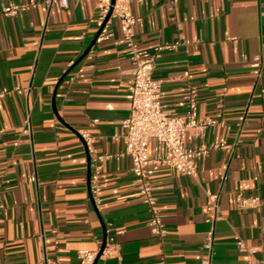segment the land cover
Returning <instances> with one entry per match:
<instances>
[{
	"label": "crops",
	"instance_id": "0c3cea01",
	"mask_svg": "<svg viewBox=\"0 0 264 264\" xmlns=\"http://www.w3.org/2000/svg\"><path fill=\"white\" fill-rule=\"evenodd\" d=\"M27 1L0 0V9ZM98 8V0L71 1L63 9L40 5L0 19V90H26L0 99V264H41L44 257L78 264L77 251L99 250L104 237L113 240L116 253L97 264H200L209 233L211 264H252L236 236L264 261V0L131 5L139 19L133 29L139 49L176 44L153 72L163 109L183 117L186 92L195 88L198 119L217 122L198 138L187 134L185 144L228 146L210 149L195 176L148 166L167 230L161 240L148 226L128 158L106 161L97 204L89 197L80 136L91 138L90 171L94 157L124 151L121 124L130 109L132 71L117 22L109 40L93 43L98 29L90 20ZM257 58L260 68L252 66ZM159 153L151 142L149 157ZM237 193L263 204L239 208Z\"/></svg>",
	"mask_w": 264,
	"mask_h": 264
},
{
	"label": "built area",
	"instance_id": "2783aa9c",
	"mask_svg": "<svg viewBox=\"0 0 264 264\" xmlns=\"http://www.w3.org/2000/svg\"><path fill=\"white\" fill-rule=\"evenodd\" d=\"M81 0H28L25 3H10L0 9V19L18 16L21 13L36 10L43 5L47 10L63 9L71 2ZM178 0H171L176 4ZM97 15L90 20L98 29L95 42L101 43L112 37L109 30L113 21L118 23L121 38L118 43L127 48V54L132 64L131 79L128 83L130 94V109L121 127L125 132V149L118 154L96 156L93 158L92 171L90 173V193L92 201L96 203V195L99 192L98 180L104 167V163L110 160L128 158L130 171L140 201L147 207L149 219L148 226L151 232L160 240L167 230L164 226L157 198L153 193L149 179L148 166L156 164L167 167L176 174L182 176H195L196 166L207 156L210 149H227L225 142H215L210 147L201 144L189 147L185 144L187 134L198 138L203 130L217 124L212 120H199L197 117V92L195 88H189L184 97L185 114L183 117L172 116L163 109L161 103V82L153 78L156 62L164 51L173 50L176 44H164L152 50H141L133 41V29L139 19L131 13V5H142L145 0H98ZM78 37L77 40H81ZM260 68V59L257 58L253 65ZM26 90L16 87L14 89L2 88L0 99L16 93L22 95ZM82 140L88 145L91 138L88 134L81 135ZM151 142L159 145L160 153L151 159L148 147ZM212 209L218 211V195L210 197ZM235 202L239 208L256 209L263 202L259 198H247L242 194L235 195ZM214 218L207 222L213 221ZM236 246L242 253L253 259L252 264H264V261L254 258L255 250L248 248L244 241L236 236ZM204 254L200 264H211L213 256V238L207 234L203 246ZM117 246L112 239H107L101 252L103 258H109L116 253ZM99 250L77 251L78 264H93ZM41 264H52L47 258H43Z\"/></svg>",
	"mask_w": 264,
	"mask_h": 264
},
{
	"label": "water",
	"instance_id": "95a60500",
	"mask_svg": "<svg viewBox=\"0 0 264 264\" xmlns=\"http://www.w3.org/2000/svg\"><path fill=\"white\" fill-rule=\"evenodd\" d=\"M98 35V34H97ZM97 35H96V37H97ZM96 37H95V40H96ZM95 40H94V42L93 43H95ZM89 50L90 49H87L86 51H85V53L81 56V58L77 61V62H75L65 73H64V75L60 78V80H59V82H58V84H57V88L60 86V84L62 83V81L65 79V77L66 76H68V74L78 65V63L81 61V60H83L86 56H87V54H88V52H89ZM81 137V136H80ZM83 144H84V146H85V150H86V153H87V161H88V183H87V188H88V193H89V197H90V200L92 201V196H91V193H90V173H91V171H90V155H89V152H88V147L86 146V144L84 143V141H83ZM93 202V201H92ZM105 243H106V237H104L103 238V241H102V245H101V247H100V249H99V252H98V255H97V257H96V259H95V261H94V263L93 264H97V262H98V260H99V258H100V256H101V252H102V250H103V248H104V246H105Z\"/></svg>",
	"mask_w": 264,
	"mask_h": 264
}]
</instances>
